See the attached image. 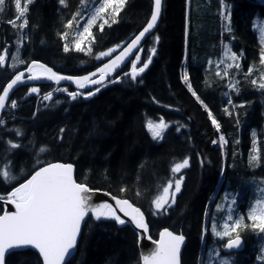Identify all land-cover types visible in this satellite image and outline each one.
<instances>
[{
    "label": "trees",
    "instance_id": "1",
    "mask_svg": "<svg viewBox=\"0 0 264 264\" xmlns=\"http://www.w3.org/2000/svg\"><path fill=\"white\" fill-rule=\"evenodd\" d=\"M66 3L65 7L59 0H33L27 5L29 23L21 31L9 22L18 15L15 0H5L0 16V55L6 54V63L0 67V91L33 62L73 77L95 71L146 26L153 10L151 0H127L115 17L116 23H111L110 13V26L100 31L103 21H99L94 27L92 53L85 54L74 50L80 16L71 29L66 23L87 9L86 0ZM225 11L230 13L231 32L220 30L219 13ZM258 16L264 17V4L258 0H164L160 25L138 53L141 61L137 67L153 47L156 54L135 82L125 75L131 71L129 63L111 80L118 79V83L99 86L100 91L88 99L82 95L72 100L67 92L57 90L77 92L68 85L18 89L0 122V167L7 161L16 179L5 182L0 178V197L10 194L39 167L70 163L79 183L130 200L141 209L154 239L164 229L183 235L187 240L183 264H218L220 257L231 255L237 256L235 264H264V233L251 227L239 229L246 249L228 255L223 249L228 237L220 240L212 231L215 226L222 232L224 224L240 218L234 214L238 203L244 223L250 224L246 210L256 204L257 191L251 185L257 184L260 194L264 190V89L258 86L264 82L260 79L264 71L257 64L261 44L254 29ZM65 32L67 40L61 38ZM225 44L243 61L222 79L224 66L218 68L217 64ZM117 46L121 47L111 56L96 59ZM16 54L24 63L15 62ZM185 73L188 83L183 79ZM232 83H236V91L230 89ZM31 87L39 92L29 94ZM49 92L53 98L46 101L43 96ZM11 101H16V108L11 107ZM209 112L219 123V131ZM161 118L169 128L162 140H153L147 121L159 122ZM221 135L226 141L223 145ZM11 143L21 147L12 149ZM41 147L47 150L41 153ZM253 155L259 156L258 162H250ZM185 158L190 166L174 175L172 166ZM239 166L241 175L231 171ZM177 176H183V182L175 203L166 213L154 214V199ZM233 199L237 203L232 206ZM4 210L0 205V215ZM6 264H42V259L35 251L26 250L11 254ZM68 264H141L138 235L113 220L88 219L78 251Z\"/></svg>",
    "mask_w": 264,
    "mask_h": 264
},
{
    "label": "snow or ice",
    "instance_id": "2",
    "mask_svg": "<svg viewBox=\"0 0 264 264\" xmlns=\"http://www.w3.org/2000/svg\"><path fill=\"white\" fill-rule=\"evenodd\" d=\"M126 0H103L98 8L95 9L93 15L87 18L85 26L82 31L78 32L74 39V50L77 52H85V54L92 53L91 44L95 42V37L92 32V28L96 25L98 20L103 22L99 24L100 31H103L104 26L108 25L109 17L105 16L108 9H112L111 23H116L115 17L119 15L120 10L125 4ZM224 0H222V3ZM33 3V0H27L26 4L22 7L21 0H15V10L18 15L14 20L9 21L13 27H18L21 31L27 27L29 21L26 17L28 12V4ZM59 3L63 6H67L66 0H59ZM5 0H0V12L4 11ZM162 0H154V11L151 14L150 20L142 31L136 35L127 46L123 47L119 55L112 59L109 63H106L103 67L98 69V79H92L97 76V72H93L90 75L84 77H71L60 75L53 71L52 68L45 66L44 64L33 62L28 67L27 81H36L40 79H47L54 81L57 85L61 81H71L76 85L78 89H84L89 85H102L104 84L106 77L111 75L116 68L123 63L126 58L133 54L134 50H137L141 40L146 34L150 33L156 26L158 19L161 15ZM77 16H81V12H77L73 15L72 19L66 23V27L71 29L73 22L76 21ZM223 18L227 22L225 24V31L231 32L230 27V14L225 11ZM16 21H20L17 25ZM80 22H77L79 26ZM259 42L261 44V50L259 52L260 64L264 65V21L258 24ZM61 38L67 40L68 33L61 34ZM156 43L159 42V37L155 38ZM85 41H89L88 46L85 48ZM121 46L114 47L108 51L101 52L96 59L103 57H109L113 52H116ZM70 50L69 44L65 43L64 51ZM143 51L142 48L139 49ZM156 54V48L150 49V55L147 56L146 61L142 66L137 67V64L141 61V56L136 54L134 60L130 61L131 71L125 73L126 76H130V79L135 82L152 63V56ZM20 63H24L19 57H13ZM239 56L234 53L228 44L223 46V58L217 64L219 68L224 66V72L222 79L229 76V70L233 67L239 69ZM6 63V54L0 55V67H3ZM252 68L248 69V74H251ZM217 76L221 73L217 72ZM185 83H188V75L185 73L183 76ZM260 79L264 81V72L261 73ZM25 73L19 72L13 79L2 89L0 94V110L6 106V101L9 99V94L13 90L14 86L25 83ZM112 83H118L119 80H113ZM253 84L257 81L253 80ZM259 88L264 89V82L259 83ZM191 90V84H188ZM230 89L237 90L236 83L230 84ZM58 91L67 92L72 100H76L79 96L83 95L84 99H88L95 96L100 88H95L94 91H89L86 94L82 92H68L67 89L61 88ZM37 87H31L29 94L38 93ZM193 95H196L193 92ZM53 94L49 92L43 96L46 101H51ZM59 102V101H57ZM11 107L16 108V101H11ZM231 103V100H229ZM243 106V105H241ZM228 112V109H224ZM231 114V113H229ZM209 116L212 119V124L219 131L220 125L211 112ZM147 130L151 134L153 140H162L164 133L168 130L169 124L164 121L163 118L159 122L152 120L147 121ZM65 129L61 128L60 132L63 133ZM179 131V129H177ZM255 136V133H253ZM63 137L61 136L60 139ZM221 145L225 141V137L221 135L219 137ZM216 143V141H213ZM12 149L21 147L20 144L11 143ZM47 149L41 147L39 152L43 153ZM254 152H258L254 148ZM259 156L253 155L250 158V162H258ZM39 163V161H37ZM190 166L189 159L185 158L182 162H177L172 166L171 172L175 175ZM0 178L5 182H10L16 179L12 174L11 166L5 161L3 167H0ZM183 182V176H177L174 181H169L162 189V194L158 195L153 201V207L155 209L154 214L161 212L166 213L176 199V194L181 191V185ZM93 192L86 184L78 183L74 178V166L70 163H49L46 166L39 167L30 178L25 182L15 187L6 197H0L4 199L6 204L14 206V212H4L0 215V264H6V255L15 253L17 250L31 248L36 250L39 258L42 259V264H66V258L71 254L72 250L77 246V239L81 234L82 224L86 222V218L95 219L96 221L113 220L119 225H125L130 221L136 229L141 230V233L147 234L149 232L148 223L145 221L144 213L138 208L134 207L126 199H116V207L111 204H93L91 202V193ZM139 195V193H138ZM233 203L235 201L233 200ZM123 213L124 217H127L126 221L118 213ZM232 220V217H228ZM245 218L240 217L233 221L231 225L224 224L223 231H217L213 226V234L219 239L223 240L228 237L224 247L232 250L238 249L242 245V239L239 234V229L251 227L254 231L264 233V200H257L256 204L250 209L247 220L251 221L250 224L244 223ZM233 233L235 235L233 236ZM160 239L158 241H152L156 245L155 249L142 254L141 264H180V251L181 245L184 243V236L174 234L172 231L165 229L159 234ZM148 240H151L150 236H146ZM218 255V253H217ZM223 264H229V261L225 260Z\"/></svg>",
    "mask_w": 264,
    "mask_h": 264
},
{
    "label": "water",
    "instance_id": "3",
    "mask_svg": "<svg viewBox=\"0 0 264 264\" xmlns=\"http://www.w3.org/2000/svg\"><path fill=\"white\" fill-rule=\"evenodd\" d=\"M153 1V10L152 12L154 11V0ZM163 11H164V0H162V7H161V15L158 19V22H157V26L148 34L145 35V37L141 40L140 42V45L138 47L137 50H134L133 54L128 56L126 58V60L120 64V66L118 68L115 69V71L112 72L111 75L107 76L106 77V80L104 82V84L108 83L109 81H111L113 79V77H115L119 72H121L129 63L130 61H132L134 59V56L136 54H138L140 52V48H143L144 44L146 43V41L157 31L159 25H160V22H161V19H162V15H163ZM143 30V29H142ZM141 30V31H142ZM139 34V33H138ZM137 34V35H138ZM132 40V39H131ZM131 40L128 42L130 43ZM127 43V44H128ZM127 44L125 46H127ZM124 46V47H125ZM122 50V49H121ZM120 50V51H121ZM119 52H117L114 56H112L109 60H107L106 62H104L100 67H103L106 63H109L112 59H114L117 55H119ZM39 63V62H37ZM42 64V63H41ZM30 66V65H29ZM46 66V65H45ZM48 67V66H47ZM99 67V68H100ZM97 68L94 72H97V76H94L92 77V79H98L99 77V73H98V69ZM27 69H24L23 71L21 72H24L25 73V83H21V84H18L17 86H14L13 90L10 92L9 94V99L8 101L10 100V98L12 97V95L20 88L24 87V86H32V85H40V84H51V85H55L56 87H62V86H65V85H68V86H71L73 87L74 89H76L77 91H84V90H88V89H92V88H95V87H99V86H102V85H89V86H86L84 89H78L76 87V85L74 83H72L71 81H61L59 85H57L54 81H49L47 79H40V80H36V81H27V76L29 75V73L27 72ZM53 71H55L53 69ZM57 72V71H55ZM58 73V72H57ZM93 73V72H92ZM19 74V73H17ZM16 74V75H17ZM60 75H63L61 73H58ZM91 74V73H90ZM88 74V75H90ZM67 76V75H65ZM86 76V75H85ZM72 77V76H71ZM84 77V76H82ZM75 78H79V77H75ZM0 94H2V91H0ZM8 101H6V106H7V103ZM2 109L0 110V122H1V119H2V116L4 115V113L7 111V108ZM56 163H61V162H56ZM46 166V165H45ZM74 166V165H73ZM43 167V166H42ZM34 174V173H33ZM74 178L76 179L77 181V178H76V169H75V166H74ZM78 182V181H77ZM79 183V182H78ZM91 189V188H90ZM92 199H91V202L93 204H102V203H108V204H111L113 207H116V199H121V198H118V197H115L113 196L112 194L106 192V191H100V190H93V192L90 194ZM123 200V199H122ZM127 200V199H126ZM129 203H131L134 207H137L135 206L130 200H128ZM0 205H2L4 208H5V211L4 212H14L15 211V208L14 206L10 205V204H6L4 202V199H0ZM141 210V209H140ZM142 211V210H141ZM117 213L123 218L125 219L126 221L128 220L127 217H124L123 216V213H120L119 210L117 209ZM4 214V213H3ZM2 214V215H3ZM145 216V215H144ZM103 220V219H102ZM88 221V218H86V222ZM146 221V219H145ZM86 222L84 224H82V228H81V234L79 235L78 239H77V246L75 249L72 250L71 254L66 258V264H68L73 258L74 256L76 255L77 251H78V247H79V243H80V239H81V235H82V231H83V228L86 224ZM147 222V221H146ZM148 223V222H147ZM120 227H125V226H129L131 227L135 232L136 234L138 235V238H139V249H140V254L142 256V254L144 253H147V252H150L152 250L155 249L156 245L152 243V241H158L160 239V237L156 240L152 237L151 235V229H150V225L148 224L149 226V232L147 234H143L141 233V230H138L135 228V226L130 222L128 221V223H126L125 225H119ZM165 230V229H164ZM163 230V231H164ZM169 231H172L170 229H167ZM173 232V231H172ZM174 234H177L175 232H173ZM177 235H181V234H177ZM146 236H150L151 237V240H148L146 238ZM242 239V245L240 248L238 249H232V250H229L227 248H224V251L226 253H236V252H241L245 249V241L244 239L241 237ZM186 244H187V240L186 238L184 237V243L181 245V251H180V264H183V253H184V250H185V247H186ZM26 250H33L36 252V250L34 249H31V248H27V249H22V250H17L16 252H20V251H26ZM37 253V252H36ZM11 255V254H10ZM10 255H6V261H7V258L10 256Z\"/></svg>",
    "mask_w": 264,
    "mask_h": 264
},
{
    "label": "rangeland",
    "instance_id": "4",
    "mask_svg": "<svg viewBox=\"0 0 264 264\" xmlns=\"http://www.w3.org/2000/svg\"><path fill=\"white\" fill-rule=\"evenodd\" d=\"M127 1V0H126ZM259 2H261V3H263L264 4V0H258ZM103 2V0H86V6H87V9L86 10H84L83 11V13L81 14V16H80V18H79V20H78V22H80L79 24H80V26L78 27V24H76L75 26H77V29L75 30L76 31V34L78 33V32H80V31H82V28H83V26H85V24H86V20H87V18H90V16L91 15H93L94 14V12H95V9L96 8H98L99 6H100V4ZM218 2H220V0H218ZM126 3V2H125ZM26 3H25V1H21V5H22V7L25 5ZM5 11V10H4ZM4 11L3 12H0V16L4 13ZM112 14V9H108V11L105 13V16L106 17H108L109 16V14ZM228 14H230V13H228ZM219 18H221V24H220V30H221V32H224L225 30V24H224V21H223V14L222 13H219ZM215 19H217V18H215ZM99 21H102V20H98L97 21V23H96V25L98 24V22ZM262 21H264V17H260V16H258V17H256L255 18V20H254V29H255V31H256V33H257V35H258V38H259V31H258V24L260 23V22H262ZM96 25H94L93 26V28H92V32H93V29H94V27L96 26ZM224 28V29H223ZM88 44H89V41H85V45H84V47L86 48L87 46H88ZM23 46V43H22V45H21V47ZM91 46H92V44H91ZM231 46V45H230ZM20 49V46L18 47V50ZM234 53H236L235 51H233ZM241 53V52H240ZM244 53L245 52H242V54L244 55ZM237 54V53H236ZM246 54V53H245ZM15 57H18L17 56V54H16V56ZM222 58H223V50H222ZM15 60V62H17V60L16 59H14ZM241 60L242 59H240L239 61L241 62ZM243 61V60H242ZM257 64H260V61L259 62H257ZM261 68H262V70L264 71V65H261ZM231 171L232 172H235L237 175H241L243 172H242V170H241V167L239 166V167H233L232 169H231ZM182 172V171H181ZM180 172V173H181ZM177 175H179V173L177 174ZM262 180H264V178L262 179ZM254 181H252V183H253ZM252 186V188H253V186H254V188L255 189H257V191H256V199H255V203H256V201L257 200H264V190H262L261 191V193H263V194H260V190L258 191V186H257V184H252L251 185ZM234 201H235V199H233ZM233 200L231 201L232 202V206L234 205V203H233ZM249 209H247L246 210V212H247V214L249 213ZM241 210H240V203H238V206H237V208L235 209V211H234V214L235 215H238L239 217H242L241 216ZM228 224L229 225H231L232 223L230 222H228ZM227 239V237H225L223 240H226ZM221 240V239H220ZM236 257L237 256H233V255H231V256H224V257H220V259L219 260H217V263L218 264H223V262L225 261V260H227V261H229V264H235V261H236Z\"/></svg>",
    "mask_w": 264,
    "mask_h": 264
},
{
    "label": "bare ground",
    "instance_id": "5",
    "mask_svg": "<svg viewBox=\"0 0 264 264\" xmlns=\"http://www.w3.org/2000/svg\"><path fill=\"white\" fill-rule=\"evenodd\" d=\"M152 1V0H151ZM241 2V1H240ZM189 3V2H188ZM240 4V3H239ZM200 10H202V9H205V8H199ZM193 10H194V8H193ZM152 11V10H151ZM195 13V12H194ZM197 13V12H196ZM152 14V13H151ZM242 15H244V14H242ZM246 15H247V13H246ZM200 17H202V16H200ZM243 17H246L245 15L243 16ZM250 17V16H249ZM242 18V17H241ZM129 42V41H128ZM94 72V71H93ZM92 73V72H91ZM90 74V73H89ZM64 75V74H63ZM88 75V74H87ZM85 76V75H84ZM15 77V75L12 77V79ZM73 77V76H72ZM11 81V80H10ZM9 81V82H10ZM90 188V187H89ZM92 190H97V189H92ZM101 191V190H100ZM107 192V191H106ZM109 193V192H108ZM114 196V195H113ZM116 197V196H115ZM119 198V197H118ZM122 199V198H121ZM5 211V210H4ZM211 216V215H210ZM209 216V217H210ZM209 220V219H208ZM210 221V220H209ZM127 227V226H126ZM209 227V226H208ZM132 229V228H131ZM225 242V241H224ZM223 242V243H224ZM211 243H214V241L213 242H211ZM260 243V242H259ZM80 244V243H79ZM254 244V243H253ZM220 245V244H219ZM214 246H216V245H214ZM213 246V247H214ZM225 247H223V249H224ZM224 253V252H223ZM227 254V253H226ZM231 254H234V253H231ZM236 254V253H235ZM241 254V253H240ZM229 255V254H228ZM211 256V255H210ZM243 263V262H242Z\"/></svg>",
    "mask_w": 264,
    "mask_h": 264
},
{
    "label": "flooded vegetation",
    "instance_id": "6",
    "mask_svg": "<svg viewBox=\"0 0 264 264\" xmlns=\"http://www.w3.org/2000/svg\"><path fill=\"white\" fill-rule=\"evenodd\" d=\"M240 149H242V148L240 147ZM248 156H249V155H247V157H248ZM236 201H237V199L235 200V203H237ZM245 244H246V246H247V242H246V241H245ZM246 246H245V249H246ZM245 249H244V250H245ZM244 250H243V251H244ZM243 251H242V252H243Z\"/></svg>",
    "mask_w": 264,
    "mask_h": 264
}]
</instances>
